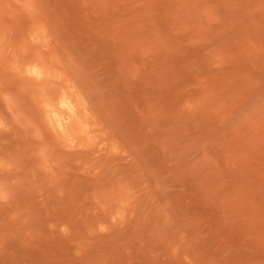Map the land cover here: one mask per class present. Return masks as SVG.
<instances>
[{"label":"rangeland","instance_id":"1","mask_svg":"<svg viewBox=\"0 0 264 264\" xmlns=\"http://www.w3.org/2000/svg\"><path fill=\"white\" fill-rule=\"evenodd\" d=\"M0 264H264V0H0Z\"/></svg>","mask_w":264,"mask_h":264}]
</instances>
